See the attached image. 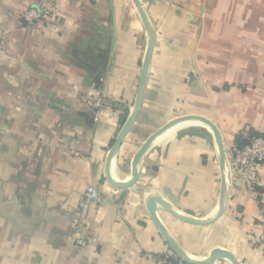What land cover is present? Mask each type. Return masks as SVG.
I'll list each match as a JSON object with an SVG mask.
<instances>
[{
  "label": "crops",
  "instance_id": "obj_1",
  "mask_svg": "<svg viewBox=\"0 0 264 264\" xmlns=\"http://www.w3.org/2000/svg\"><path fill=\"white\" fill-rule=\"evenodd\" d=\"M140 2L154 44L142 105L112 177L129 180L133 155L171 119H210L226 156L225 212L209 225L185 223L159 206L157 214L198 259L219 247L243 264H264V191L254 196L231 168L237 137L264 134V0ZM39 5L45 18L27 26L23 12ZM147 43L132 0H0V264H157L169 247L146 209L148 195L191 217L214 215L220 169L203 123L158 136L134 185L117 189L104 178ZM96 93L104 103L98 120L88 105ZM258 172L264 189V163ZM86 191L100 200L79 230ZM75 237L86 245L76 246Z\"/></svg>",
  "mask_w": 264,
  "mask_h": 264
},
{
  "label": "water",
  "instance_id": "obj_2",
  "mask_svg": "<svg viewBox=\"0 0 264 264\" xmlns=\"http://www.w3.org/2000/svg\"><path fill=\"white\" fill-rule=\"evenodd\" d=\"M132 2L136 10L138 11L140 20L146 30V34L148 37V43H147L144 59L141 65V73H140V78L138 82V87H137L134 103H133L132 109L128 117L126 118L125 122L121 126L118 134L113 140V143L107 153L105 167H104V178L111 187L117 188V189H125V188H128L134 185L136 181L138 180L139 161L141 157L143 156V154L148 150V148L151 146V144L154 142V140L158 136H160L167 130L181 123H184V122L196 121V122L203 123L210 129V131L213 134L216 149H217V158H218V164H219V169H220V181H221L220 182V195H219V201H218V205H217L214 215L206 219H200V218L188 216L172 208L165 200H163L158 195H148L147 196L145 200L146 209L151 219L153 220L155 226L157 227L160 235L162 236L164 241L167 243L169 249H171L174 252V254L180 260H182L185 264H211L214 261L221 260V259L228 261L230 264H243L230 251L224 248H219V247L212 249L209 252V254L203 259H198L190 255L169 234V232L167 231V229L165 228V226L163 225V223L161 222L157 214V206H159L165 211H167L169 214H171L174 218L180 221H183L185 223H189L193 225H209L215 222L216 220H218L222 216V214L225 212L227 199H228L226 156H225V150H224V145H223L220 131L210 119L203 117V116H199V115H185V116H180V117L171 119L165 125H163L159 129H157L155 132H153L144 141V143L140 146L137 152L133 155L132 160H131V176L129 180L120 181L112 177L111 165L114 163L116 154L124 140V137L126 133L128 132V130L130 129V127L132 126L134 120L136 119L139 113L140 107L142 105L145 84H146V79H147L148 65H149V60L151 57L152 48L154 44V32L146 16V13L141 5L140 0H132Z\"/></svg>",
  "mask_w": 264,
  "mask_h": 264
},
{
  "label": "built area",
  "instance_id": "obj_3",
  "mask_svg": "<svg viewBox=\"0 0 264 264\" xmlns=\"http://www.w3.org/2000/svg\"><path fill=\"white\" fill-rule=\"evenodd\" d=\"M45 18L44 7L39 5L29 7L23 12V20L27 26H33L40 23ZM94 112V120H98L101 116V110L104 103L99 94H95L88 101ZM244 143L236 144L233 147L231 168L237 176L241 185H243L250 193L257 196V187L260 183L259 168L264 163V134L256 136H244ZM78 155L77 152L74 153ZM100 198L94 192L86 191L82 193L78 199L76 229H82L85 225L89 208L92 203L99 201ZM73 242L78 247H84L86 240L81 237H75ZM260 242L264 245V233L260 236ZM153 260V257H148ZM157 264H185L180 260L171 249H167L162 255L156 257Z\"/></svg>",
  "mask_w": 264,
  "mask_h": 264
},
{
  "label": "trees",
  "instance_id": "obj_4",
  "mask_svg": "<svg viewBox=\"0 0 264 264\" xmlns=\"http://www.w3.org/2000/svg\"><path fill=\"white\" fill-rule=\"evenodd\" d=\"M125 118H126V114L124 115V118L122 119L121 124L124 123ZM256 135H260V134L254 132V131H250V136H256ZM240 142L244 143L245 140H243V138H241V136H238V137H237V144H240ZM261 191H264V189H263V188L261 189V188H258V187H257V192H261Z\"/></svg>",
  "mask_w": 264,
  "mask_h": 264
}]
</instances>
